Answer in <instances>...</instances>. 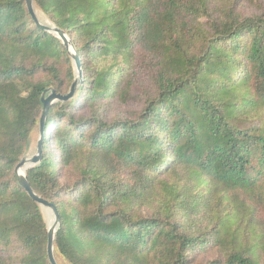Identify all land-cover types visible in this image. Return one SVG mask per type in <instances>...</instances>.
<instances>
[{"label": "trees", "instance_id": "trees-1", "mask_svg": "<svg viewBox=\"0 0 264 264\" xmlns=\"http://www.w3.org/2000/svg\"><path fill=\"white\" fill-rule=\"evenodd\" d=\"M82 83L26 171L57 264H264V12L237 0H33ZM25 0H0V264H50L15 167L74 80Z\"/></svg>", "mask_w": 264, "mask_h": 264}, {"label": "water", "instance_id": "water-1", "mask_svg": "<svg viewBox=\"0 0 264 264\" xmlns=\"http://www.w3.org/2000/svg\"><path fill=\"white\" fill-rule=\"evenodd\" d=\"M26 8L32 20L35 24L40 27L42 30L47 31L48 33L54 35L57 39H59L67 51V54L72 62L75 77L74 80L69 88V91L64 94H56L53 89L45 90V92L41 96V103H42V111L39 119V137L36 142V148L33 155L29 157H22L18 164L15 167V175L18 179L19 186L23 189V191L27 194V196L35 202L41 210H45L48 214L50 223H46L47 225V256L49 259L50 264H57L55 257H54V242L55 236L60 228V218L58 212L54 205L50 204L49 202L41 199L37 196L33 190L31 189L29 183L26 179V171L36 166L41 161V147L43 142V130L45 119L49 108L52 104L56 102H65L72 98L73 94L75 93L78 86L82 83V71H81V64L78 57V53L75 50L74 46L72 45L69 38L65 35L63 31L58 29L53 25L44 24L40 19L38 14L35 12V8L33 5V0H25Z\"/></svg>", "mask_w": 264, "mask_h": 264}, {"label": "rangeland", "instance_id": "rangeland-1", "mask_svg": "<svg viewBox=\"0 0 264 264\" xmlns=\"http://www.w3.org/2000/svg\"><path fill=\"white\" fill-rule=\"evenodd\" d=\"M238 1V10L243 15H249L254 12L263 11L264 12V0H237ZM39 19L47 25H51L39 12H38ZM36 138L37 134L34 133L31 139V145L30 148L25 155V157H29L34 154L35 148H36ZM45 222L48 224V214L45 210H41ZM64 264L63 262H61Z\"/></svg>", "mask_w": 264, "mask_h": 264}, {"label": "bare ground", "instance_id": "bare-ground-1", "mask_svg": "<svg viewBox=\"0 0 264 264\" xmlns=\"http://www.w3.org/2000/svg\"><path fill=\"white\" fill-rule=\"evenodd\" d=\"M48 223H50V221L48 220Z\"/></svg>", "mask_w": 264, "mask_h": 264}]
</instances>
